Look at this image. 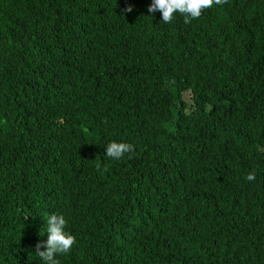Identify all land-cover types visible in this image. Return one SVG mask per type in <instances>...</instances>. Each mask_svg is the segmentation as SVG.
Listing matches in <instances>:
<instances>
[{
    "label": "trees",
    "instance_id": "obj_1",
    "mask_svg": "<svg viewBox=\"0 0 264 264\" xmlns=\"http://www.w3.org/2000/svg\"><path fill=\"white\" fill-rule=\"evenodd\" d=\"M150 3L0 0V264H264V0Z\"/></svg>",
    "mask_w": 264,
    "mask_h": 264
},
{
    "label": "clouds",
    "instance_id": "obj_2",
    "mask_svg": "<svg viewBox=\"0 0 264 264\" xmlns=\"http://www.w3.org/2000/svg\"><path fill=\"white\" fill-rule=\"evenodd\" d=\"M227 0H151L148 5V12L155 13L159 11L164 23H171L177 13L184 17V23L188 24L193 19H197L202 15L203 10L211 8L215 5H222ZM124 13H131L133 11L132 4L128 3L122 10ZM187 91V90H185ZM84 154L77 155L79 159H86L89 157V146H82ZM134 146L127 142L111 141L106 145L105 154L113 159L120 160L125 153H133ZM98 170H101L100 163L96 164ZM106 167L102 171H106ZM256 178L255 171H249L245 179L249 182ZM44 193H36L37 197ZM67 221L65 217L60 214H50L47 217V239L43 242H38L35 245L36 254L45 262V264H59L56 259L58 254H66L70 251L75 243V236L66 230ZM41 243H43V250H41Z\"/></svg>",
    "mask_w": 264,
    "mask_h": 264
}]
</instances>
